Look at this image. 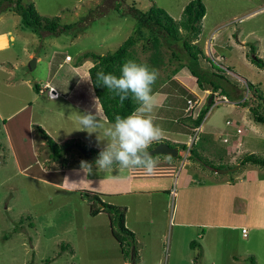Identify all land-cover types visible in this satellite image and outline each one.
Instances as JSON below:
<instances>
[{
  "label": "rangeland",
  "instance_id": "rangeland-1",
  "mask_svg": "<svg viewBox=\"0 0 264 264\" xmlns=\"http://www.w3.org/2000/svg\"><path fill=\"white\" fill-rule=\"evenodd\" d=\"M15 1L5 3L8 10L0 8V264H134L133 256L135 264H264V166L240 163L248 153L264 156V124L256 122L249 107L240 103L254 100L257 90L264 96V68L251 61L252 49L264 59V0H203L207 12L201 23L202 32L193 43L203 49L205 56L199 55L196 66L219 74L225 71L226 78L208 74L207 79L220 83L227 93L219 89L212 95L213 90L202 89L195 77V93L189 80L185 87L190 93L181 88L178 98L183 108L189 105V97L199 102L188 110L192 118L199 107L200 111L208 107L213 97L206 114V129L195 135V148L201 153L194 160L206 177L195 183L189 193L177 182L172 191L124 193L114 199L102 196L119 209L125 208L126 226L136 233V241L126 237L128 257L113 235L112 228L119 227H112L109 213H91L93 204L95 208H102V204L91 199L86 190L62 188V173L43 169L52 161L51 152L42 144L37 128L34 132L38 155L34 144L31 148L30 138L26 134L17 136L14 126L8 127L4 120L7 123L11 115L14 119L15 115L17 119L26 116L21 108L32 102L33 120L43 117L44 123L55 130L47 133L55 141L62 139L63 130L71 129V122L62 111L68 107L66 113H70L77 108L74 100L51 97L47 81L62 83L69 91L76 81L73 66L84 62L88 78V68L94 60L85 59L84 54L103 55L118 49L137 26L132 6L144 11L161 7L180 21L191 0H23L34 3L42 16L59 17L62 25L57 34H38L22 28L20 15L11 10ZM68 24L73 27L66 28ZM243 39L245 49L240 46ZM173 49H179L177 44L164 46L166 58ZM30 53L34 56L30 57ZM37 55L41 59L30 69L29 64ZM67 55L73 58L71 62L65 60ZM134 55L148 60L158 70L153 89L171 81L172 69L178 62L156 66L141 42L135 46ZM53 70L57 75L52 78ZM181 71L188 72L189 68ZM170 83L166 89L172 86ZM249 83L254 86L252 89ZM35 84L46 92L40 95ZM218 99L225 102L217 103ZM256 99L264 110V101ZM76 114L78 117L83 113ZM231 121L232 124L227 123ZM212 138L215 143L210 141ZM63 140L57 143L66 152V168L78 166L79 157L84 155L77 144H88L75 137ZM235 141L243 146L227 153L226 147ZM231 168L227 172L214 171ZM248 192L255 196L254 203H247L244 196ZM253 218L259 223L255 224Z\"/></svg>",
  "mask_w": 264,
  "mask_h": 264
},
{
  "label": "crops",
  "instance_id": "crops-1",
  "mask_svg": "<svg viewBox=\"0 0 264 264\" xmlns=\"http://www.w3.org/2000/svg\"><path fill=\"white\" fill-rule=\"evenodd\" d=\"M2 35H6V34L3 33ZM244 41L245 39H243V41H240L241 42L240 46H243V49L247 47V44ZM32 54L34 53H30L31 55L30 57L34 56ZM36 58L38 62V60L41 59V56L37 55ZM72 60L73 58L71 59V61ZM66 61L71 62L70 60H66ZM84 64L85 62L80 65L73 66L74 69L73 73H75L76 81L73 84V86L69 89V91L67 90V87H64V85H62V83L56 82L57 84H55L52 79L47 81L46 84L52 87L51 94H53L54 92L53 89L57 91V97H55L56 94H54V96L51 95L50 96L55 98V100L59 99L60 97H62L63 99L67 98L70 100H74L75 106L77 108L75 111L76 113L82 114L85 112H91L95 114L97 112L102 117L101 123H103L105 126H108L109 124H112V122H110L107 119L104 110L101 106V103L95 94L89 71H88L89 77L86 78L85 76L86 70L83 69ZM62 65L63 63H60L59 67H62ZM59 67L57 68V70L59 69ZM81 70L82 72L81 74H79ZM180 70L174 73L171 81H169L172 83V84L170 83L172 85L171 87H168L166 89L165 85L169 84V82H165L163 85L159 86L154 91V94L157 96L159 101V107H157L153 113V115L155 116L154 123L163 130V136L161 137L160 140L152 143L155 144L152 148H154L160 142H165L172 147H177L179 151H178V155L173 157L174 159L170 158L169 155L168 156L159 155L155 159L157 161L156 168L154 172L151 174H147L145 170L142 168H135V169L121 168L118 165H114L111 169L108 170H98L96 168L95 161H91L88 159L86 160L83 157H79L80 162L78 166L72 165L70 169L66 168V166H69V164L66 163L65 160L63 161L64 163L62 162V164L59 163V161L52 160L50 162V165H48L47 167L44 166L43 169H46L48 171L53 170L55 172L62 173L60 177L62 183L59 186L71 191L86 190L85 191L86 194L91 199L92 196L94 195L99 196L103 200L102 196L104 195L114 199L116 195L124 194V193L128 194V193L136 192L139 194L141 193L147 194V193H155L156 191H168V190L172 191L173 187L176 186L177 182H179V184L183 186L184 191L189 193L190 188L196 185L195 183H197L199 180H203L201 178H205L206 174L205 171H203L201 167L198 166V164L195 162L196 159L197 160L199 159L198 155L200 152V149L195 148L197 141L193 142L190 150L188 146H190L193 136L197 135L198 132L205 131L207 126L206 123H208L209 121V115H206L204 117V120L197 128L194 123L195 117L189 118L190 116L187 110L189 105H187L186 108H183L181 106V102L178 98L180 89L182 88L184 89L183 90L184 92L186 90V92L188 93L189 91L187 90L188 88L185 87L186 86L185 83L188 82L189 80L191 82L192 80L191 90L193 91L195 88V80H193L195 76H193L192 73L191 74L189 73L190 70L188 72L187 71L180 72ZM56 72L57 71L53 70L52 78L53 76L57 75ZM231 72L233 71L231 70ZM174 83H177L178 85ZM39 92L41 93L40 95H42V93H45L46 90H43V88L40 87ZM48 93L50 94V92ZM193 93H195V91H193ZM189 99L192 98L190 97L187 98V104ZM31 104L32 102L30 103L29 106H24L23 108H21L23 109L22 111L24 112V114H26V116L22 115L20 118L17 119L18 115L17 116L15 115V119H14L13 116L11 115L12 117L9 116L8 118H10V120L6 123L7 121L6 119L5 124H7L8 127H12L13 125L14 126L13 130L15 131V134H17V136L18 135L24 136L26 134L27 138H30L31 140V148L33 147L34 144V148L37 151L36 148L37 136L35 137L36 134L34 131L36 130V128L34 127V125L36 124L42 126L48 133L50 131L53 132L55 130L50 129L46 125V123H44L43 117H41V119L39 117L40 121L33 120V115L30 113V110L32 109ZM231 105L234 107V104ZM67 109L62 111L64 113L62 112L60 113H62L63 116L66 117V119L70 120L71 129L63 130L62 133V135L64 136L63 138L75 137L80 140H83L91 147H95L97 149L104 148L107 141L104 140V138L102 140L103 129H100L98 133L93 132L91 134H89L86 131L78 130L80 126L78 124V117L75 116L77 114L75 112L66 113ZM56 123L57 124L60 123V121L57 118H56ZM196 128L199 131L195 130ZM10 137L13 142V138L11 134ZM63 138L57 139V141L62 142L64 141ZM167 141H169V143ZM210 141L215 143V140L213 138L210 139ZM172 143H185L187 145V148L180 149L178 146L172 145ZM42 144L43 145L47 144L46 140L43 137H42ZM239 146L240 147L243 146V143L238 141L233 142L231 145H228L226 147V150H228L227 153L232 154V152L234 151L237 152ZM193 151H195L197 155ZM14 152L16 154L15 150ZM37 155H38V151H37ZM36 161H38V159H36ZM85 163L91 165V169H92L91 172L87 170V166H85V168L83 167ZM30 165L31 164H29L28 166ZM248 170L250 171V168ZM214 171H218V170L214 169ZM225 182L229 183L228 180H226ZM215 183L219 185V182H215ZM244 197L247 203L248 201H251L252 203L255 202L253 200L255 196L252 195L250 192L245 193ZM107 203L113 204V201ZM252 220L255 222V224H258L260 221V220L256 221L255 218H253ZM149 221L152 220L150 219ZM125 225H126V217H125ZM112 232H113V228H112Z\"/></svg>",
  "mask_w": 264,
  "mask_h": 264
},
{
  "label": "trees",
  "instance_id": "trees-1",
  "mask_svg": "<svg viewBox=\"0 0 264 264\" xmlns=\"http://www.w3.org/2000/svg\"><path fill=\"white\" fill-rule=\"evenodd\" d=\"M6 2L13 3L14 0H0V8L3 11L9 9L8 5H5ZM131 9L133 16L137 19V26L133 34L130 35L118 49L103 55L91 52L84 54L85 59L91 58L94 60V65L89 68V74L95 94L110 122L114 123L117 115L124 117L131 114L135 111L138 105L132 98L131 94H129L128 99L121 103L119 96L105 87L97 85L95 83L96 73L103 70L106 73L110 72L119 76L121 74L120 70L123 63L128 60H133L137 63H145L152 68L148 60L139 59L134 55V48L140 42L143 44L145 51H150V55L148 56L150 62H153L156 66H159L162 63H169V65H171V62L174 63V61H176L178 64L172 69L173 74L183 67H188L191 73L197 77L199 86L202 89H212L213 93L220 89L222 92L227 93L220 83L211 80V77L210 80L207 79L208 74L214 77L220 76L226 78L227 74H223L225 71L222 74H219L216 70L205 71L201 66H196L197 62H199L200 56H205L203 49H201L198 44L193 43V41L199 38L202 32L201 23L207 12L203 0L189 1L184 7L183 16L180 21L175 20L164 8L157 6H152L146 11L135 6H132ZM11 10L20 15L22 28L30 29L38 34H41L42 31H49L52 34L59 33L62 25L60 23V18L42 16L38 12L34 3H25L23 0H16ZM71 27H73V24L66 25V28L68 29ZM168 43L177 44L179 49H173L171 56L166 58L167 55L164 51V46ZM131 50H133V53ZM251 53L253 54L251 56V61L257 66L264 68V59L256 54L255 49H252ZM228 69L232 70L230 67ZM248 86H250L251 89L254 87L252 83H249ZM35 88L39 91V84H35ZM154 91L155 89H153V92ZM255 94L256 98H261L264 101L263 94L259 93L258 90ZM256 98L254 100L245 99L240 103L243 106L249 107L252 118L256 122L264 124V110H261L262 104H257L258 102ZM212 103L209 104L208 107L202 108L199 116L195 119L194 123L196 126H199L202 123ZM34 127L37 128L41 137L46 140V145L51 152V159L59 162L66 160L63 152L64 147L58 144L42 126L35 124ZM167 142L169 143V141ZM154 145L155 144H152L149 149ZM172 145L178 146L180 149L187 148L185 143H172ZM84 147L99 154V151H96L97 148L88 145H84ZM193 152L197 155L195 151ZM158 156L159 155H153L152 157L153 159H156ZM170 158L173 157L170 156ZM240 163L241 165L253 163L259 166H264V156L248 153L243 156ZM92 199H95L102 204V208H95V204H93L91 209L92 215H97L101 210H106L109 213L112 227L113 224H116L119 227V230L113 229L114 236L120 243L122 252L128 257L130 255V248H126L125 246L126 237H131L133 241H136V234L125 225V208L123 209L121 207V209H119L116 205L104 202L97 195L92 196ZM133 241L130 243L131 245L134 244Z\"/></svg>",
  "mask_w": 264,
  "mask_h": 264
},
{
  "label": "clouds",
  "instance_id": "clouds-1",
  "mask_svg": "<svg viewBox=\"0 0 264 264\" xmlns=\"http://www.w3.org/2000/svg\"><path fill=\"white\" fill-rule=\"evenodd\" d=\"M120 71L119 76L110 72L106 73L103 70L98 71L95 83L119 96L121 103L131 94L138 107L127 116L117 115L115 122L108 126L101 123L102 117L97 112L95 114L85 112L78 116L80 126L78 130L91 134L98 133L100 129H103V137L107 143L95 161L98 170H108L114 165H118L121 168H142L147 174H151L156 168L157 161L153 159L149 148L153 142L160 140L163 136V130L154 123L155 116L153 115L155 109L159 107L158 98L153 92V85L158 79L159 72L145 63H137L133 60L124 62ZM46 86H49L48 92L52 96V87L48 84ZM55 91L53 94H56L57 97V91ZM212 95H214L213 92ZM218 102L222 103L225 100L218 99ZM199 114L200 112L195 116V119ZM227 123L232 124V121ZM195 141L196 137L193 136L191 144L188 146L189 150ZM85 166L91 172V165L85 163L83 167L85 168Z\"/></svg>",
  "mask_w": 264,
  "mask_h": 264
},
{
  "label": "water",
  "instance_id": "water-1",
  "mask_svg": "<svg viewBox=\"0 0 264 264\" xmlns=\"http://www.w3.org/2000/svg\"><path fill=\"white\" fill-rule=\"evenodd\" d=\"M36 62H37V58H33L29 64L30 66V69H34L36 67ZM55 91V90H54ZM213 99V97L211 96L210 99H209V102H211V100ZM77 148L83 153V155L91 160V161H96L98 156L97 154H95L93 151H91L90 149L80 145V144H77ZM178 148L177 147H172L170 146L169 144L165 143V142H160L159 144H157L154 148H151L149 149V152L151 153V155H169V156H177L178 155ZM233 168L231 169H219L218 171L219 172H227L229 170H232ZM135 259H134V256H133V262L135 263Z\"/></svg>",
  "mask_w": 264,
  "mask_h": 264
},
{
  "label": "built area",
  "instance_id": "built-area-1",
  "mask_svg": "<svg viewBox=\"0 0 264 264\" xmlns=\"http://www.w3.org/2000/svg\"><path fill=\"white\" fill-rule=\"evenodd\" d=\"M66 59H71V56H70V55H67ZM188 103H189V107H188L187 110H189V109L191 108V106H193V104H196V106L199 104L198 101H194V102H193V99H189V100H188ZM195 109H196V108H195ZM200 109H201V108L199 107L198 112L200 111ZM197 114H198V113H197ZM238 132H241V129H238ZM193 140H194V139H193ZM246 232H247V230L244 228V229H243L244 236H246Z\"/></svg>",
  "mask_w": 264,
  "mask_h": 264
},
{
  "label": "flooded vegetation",
  "instance_id": "flooded-vegetation-1",
  "mask_svg": "<svg viewBox=\"0 0 264 264\" xmlns=\"http://www.w3.org/2000/svg\"><path fill=\"white\" fill-rule=\"evenodd\" d=\"M166 156H168V155H166ZM172 157V156H171Z\"/></svg>",
  "mask_w": 264,
  "mask_h": 264
}]
</instances>
